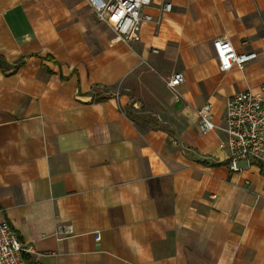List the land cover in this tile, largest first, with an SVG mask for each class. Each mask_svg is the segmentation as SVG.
<instances>
[{
	"label": "crops",
	"instance_id": "1",
	"mask_svg": "<svg viewBox=\"0 0 264 264\" xmlns=\"http://www.w3.org/2000/svg\"><path fill=\"white\" fill-rule=\"evenodd\" d=\"M172 3L128 46L87 0H0V222L25 264H264V165L232 171L197 114L264 83V0ZM220 36L257 57L221 71Z\"/></svg>",
	"mask_w": 264,
	"mask_h": 264
},
{
	"label": "built area",
	"instance_id": "2",
	"mask_svg": "<svg viewBox=\"0 0 264 264\" xmlns=\"http://www.w3.org/2000/svg\"><path fill=\"white\" fill-rule=\"evenodd\" d=\"M97 20L107 26L115 36L128 46L141 40L144 23L159 26L167 12L173 9L172 0H161L159 15L144 11L153 0H87ZM213 47L221 71L233 67L242 69L246 63L257 57L256 52H238L232 42L216 37ZM154 52H159L154 48ZM185 81L182 72H175L165 79L167 87L178 97L177 88ZM199 128L203 132L221 130L228 135L230 155L228 166L232 171L248 170L255 163L264 165V83L257 88L236 92L227 99L225 118L217 124L213 115V103L207 102L197 110ZM101 238L96 233V239ZM28 251L19 234L7 221L0 222V264H25Z\"/></svg>",
	"mask_w": 264,
	"mask_h": 264
},
{
	"label": "rangeland",
	"instance_id": "3",
	"mask_svg": "<svg viewBox=\"0 0 264 264\" xmlns=\"http://www.w3.org/2000/svg\"><path fill=\"white\" fill-rule=\"evenodd\" d=\"M161 90H163L162 86H161ZM134 94L137 98H139V91H137ZM144 106L145 105L141 107L140 104L139 106H136L135 103H131V104H128V106L126 107V111L133 119L137 120L139 123H142L145 119V116L146 115L148 116V114H146L145 112L146 107ZM154 122L155 124H159V119L155 118Z\"/></svg>",
	"mask_w": 264,
	"mask_h": 264
}]
</instances>
